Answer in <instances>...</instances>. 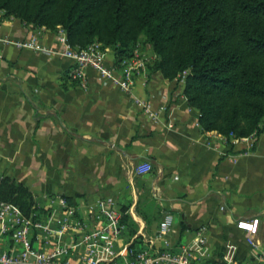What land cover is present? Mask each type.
<instances>
[{
  "label": "crops",
  "instance_id": "1",
  "mask_svg": "<svg viewBox=\"0 0 264 264\" xmlns=\"http://www.w3.org/2000/svg\"><path fill=\"white\" fill-rule=\"evenodd\" d=\"M35 32L43 44H57L58 30L0 12V175L23 184L33 197L30 216L5 201L19 208L16 217L38 224L29 234L33 246L54 251L61 229L65 243H77L95 226L88 203L115 196L124 225L114 243L117 251L129 244L177 250L203 234L206 264H264V131L251 149L235 142L231 149L225 136L202 129L181 81L148 65L136 70L131 93L93 68L86 70L83 87L70 75L72 59L5 41ZM139 51L148 64L155 58L149 44ZM106 64L120 74L111 48ZM136 99L145 100L148 109ZM145 164L149 172H138ZM166 212L175 217L174 232L157 240ZM251 217L259 218L255 248L249 233L236 226L238 219ZM2 226L0 253L18 254L15 226L8 222L7 231ZM83 253L78 245L68 258L77 263Z\"/></svg>",
  "mask_w": 264,
  "mask_h": 264
},
{
  "label": "trees",
  "instance_id": "2",
  "mask_svg": "<svg viewBox=\"0 0 264 264\" xmlns=\"http://www.w3.org/2000/svg\"><path fill=\"white\" fill-rule=\"evenodd\" d=\"M0 12L62 27L73 47L111 48L117 67L144 41L155 54L148 69L181 81L203 130L225 136L231 149L264 131V0H0ZM0 200L26 216L34 206L28 189L9 179Z\"/></svg>",
  "mask_w": 264,
  "mask_h": 264
},
{
  "label": "built area",
  "instance_id": "3",
  "mask_svg": "<svg viewBox=\"0 0 264 264\" xmlns=\"http://www.w3.org/2000/svg\"><path fill=\"white\" fill-rule=\"evenodd\" d=\"M21 49H28L46 54L60 53L73 60L70 75L76 79L81 86L87 84L88 68L97 70L100 75L119 87L131 93L134 85V74L138 69H145L148 65V58L142 56L139 47L131 58L123 60L120 74H116L113 68L106 64V49L98 42L87 48L73 47L67 40L62 27L58 28L57 44L54 46L45 45L40 40V32H35L25 39L8 40ZM139 105L148 109V103L142 99H136ZM235 143H245L247 149L254 147V138L235 139ZM247 152V151H246ZM150 165L145 164L138 167L140 173H147ZM2 177L0 175V182ZM118 203L115 196L96 197L88 203L90 218L95 226L84 231L80 240L68 244L62 240L63 229L57 230V244L55 250L46 252L36 249L30 239V230L38 226L31 218H18L19 208L12 203L0 200V222L3 224V231L11 223L14 228V240L22 245V250L16 254L13 251L0 253V264H206L209 254L208 240L200 234L189 243L181 244L177 250L168 248L136 249L130 248L117 251L114 243L122 234L124 225L122 214L118 210ZM13 213V217H12ZM174 215L166 212L161 217L155 233V239H165L174 232ZM239 229L249 233L248 242L255 248L254 237L259 231V218H241L236 221ZM83 245L84 253L81 260L73 263L68 258L72 249Z\"/></svg>",
  "mask_w": 264,
  "mask_h": 264
},
{
  "label": "rangeland",
  "instance_id": "4",
  "mask_svg": "<svg viewBox=\"0 0 264 264\" xmlns=\"http://www.w3.org/2000/svg\"><path fill=\"white\" fill-rule=\"evenodd\" d=\"M141 43H142V44H145V42H144V41H142Z\"/></svg>",
  "mask_w": 264,
  "mask_h": 264
}]
</instances>
